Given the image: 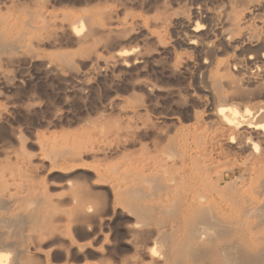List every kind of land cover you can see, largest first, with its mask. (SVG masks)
Instances as JSON below:
<instances>
[{
    "label": "rangeland",
    "instance_id": "obj_1",
    "mask_svg": "<svg viewBox=\"0 0 264 264\" xmlns=\"http://www.w3.org/2000/svg\"><path fill=\"white\" fill-rule=\"evenodd\" d=\"M126 1L0 0L1 32L9 33L5 24L20 27L25 9L45 12L55 23L54 31L0 52V159L14 161L25 151L42 165L36 178L55 205L46 240L28 253L35 264H125L132 244L144 246L145 236L114 202L111 165L122 163L124 150L151 147L156 140L179 146L184 130L207 128L211 95L194 80V61L171 66L174 56L190 55L177 35L183 30L162 24L160 1ZM82 35L88 38L79 43ZM120 50L130 53L123 61L115 59ZM66 148L76 149L79 160L52 154ZM237 156L223 154L219 162ZM240 171L235 168L231 177ZM80 185L97 195L101 206L88 204L77 215L69 213L70 187Z\"/></svg>",
    "mask_w": 264,
    "mask_h": 264
},
{
    "label": "bare ground",
    "instance_id": "obj_2",
    "mask_svg": "<svg viewBox=\"0 0 264 264\" xmlns=\"http://www.w3.org/2000/svg\"><path fill=\"white\" fill-rule=\"evenodd\" d=\"M158 2L162 24L183 30L177 35L182 34L190 54L174 56L171 66L193 60V78L208 90L211 105L206 130H184L179 146L156 140L151 147L124 150L122 163L111 165L114 202L134 217L144 231L140 237L145 236L143 248L132 244L125 264H264V0ZM24 12L20 27L9 23V33L0 31V52L54 31L45 12ZM127 54L120 50L115 59L123 61ZM24 153L14 161L0 159V264H35L30 248L46 240L52 227L55 205L36 178L43 166ZM228 153L239 156L219 162ZM52 154L71 163L80 156L74 148ZM237 167L240 173L231 177ZM98 199L84 185L72 186L69 213L82 215L86 205L98 206Z\"/></svg>",
    "mask_w": 264,
    "mask_h": 264
}]
</instances>
